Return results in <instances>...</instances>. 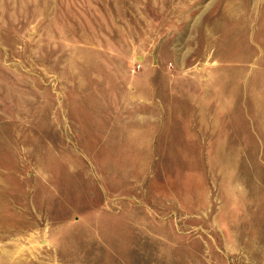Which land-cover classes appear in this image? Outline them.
I'll return each instance as SVG.
<instances>
[{
	"label": "rangeland",
	"instance_id": "obj_1",
	"mask_svg": "<svg viewBox=\"0 0 264 264\" xmlns=\"http://www.w3.org/2000/svg\"><path fill=\"white\" fill-rule=\"evenodd\" d=\"M0 264H264V0H0Z\"/></svg>",
	"mask_w": 264,
	"mask_h": 264
},
{
	"label": "built area",
	"instance_id": "obj_2",
	"mask_svg": "<svg viewBox=\"0 0 264 264\" xmlns=\"http://www.w3.org/2000/svg\"><path fill=\"white\" fill-rule=\"evenodd\" d=\"M137 69L139 70V69H141V64H138L137 65ZM136 70V69H135ZM135 70H132V72H135Z\"/></svg>",
	"mask_w": 264,
	"mask_h": 264
},
{
	"label": "crops",
	"instance_id": "obj_3",
	"mask_svg": "<svg viewBox=\"0 0 264 264\" xmlns=\"http://www.w3.org/2000/svg\"><path fill=\"white\" fill-rule=\"evenodd\" d=\"M138 64H141V63H138ZM144 64H145V62H144ZM142 67H143V66H142V64H141V69H140V71L142 70ZM139 75H140V74H139Z\"/></svg>",
	"mask_w": 264,
	"mask_h": 264
}]
</instances>
